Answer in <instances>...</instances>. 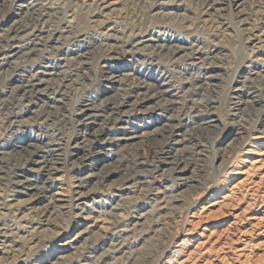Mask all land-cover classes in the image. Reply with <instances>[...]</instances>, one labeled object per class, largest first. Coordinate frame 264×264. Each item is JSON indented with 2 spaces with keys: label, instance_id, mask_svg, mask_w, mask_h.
Instances as JSON below:
<instances>
[{
  "label": "rangeland",
  "instance_id": "rangeland-1",
  "mask_svg": "<svg viewBox=\"0 0 264 264\" xmlns=\"http://www.w3.org/2000/svg\"><path fill=\"white\" fill-rule=\"evenodd\" d=\"M263 32L264 0H0V151L63 139L32 209L0 185V264H264Z\"/></svg>",
  "mask_w": 264,
  "mask_h": 264
},
{
  "label": "bare ground",
  "instance_id": "bare-ground-1",
  "mask_svg": "<svg viewBox=\"0 0 264 264\" xmlns=\"http://www.w3.org/2000/svg\"><path fill=\"white\" fill-rule=\"evenodd\" d=\"M29 22H31V23H28L27 26H24L23 29H21L20 31L21 32H25V31L27 32L28 31L29 35H34L33 32L38 30V24L35 21H29ZM262 34L258 35V34L252 33L251 35H249L248 39H250L251 41H253L254 39H258L260 42H263L264 40H262V39L264 37V32ZM12 47L13 46L11 45V48ZM5 52H6L5 50L0 49V59H2L1 56L4 55ZM4 106L8 107L7 102L6 103L4 102ZM183 114L187 115L186 111L182 108L179 111L178 120ZM5 118H6V121L8 122L9 127H16V126H18V124L22 125V122L17 120L16 112H14L13 110L6 113ZM95 139H97V138H95ZM62 141H63L62 137H57L56 141L48 142L46 144V147L37 146L36 149L33 152H31L29 154V156L24 160L23 164L12 162L11 160H9L7 158V153H5L4 151H0V185L5 187V188H8V189L10 188L11 189L10 191L13 192V194H16V193L28 194L29 190H36V191L38 190L37 194L35 196H32L28 200V203H27L29 208L31 207V209H32L33 205H35V203L37 201H40V199H41L40 193L42 191L39 190V187H37V185L35 183H33V179H31V178L17 179V177H19L20 172H23V171H24V173L27 172V171H25V169H27V166L33 167V168H28V170L30 172L31 171L40 172L43 170H48L52 174H54L55 172H59L60 169L58 168L57 165L59 163H61L60 160H62V159L59 157V155H62V154H57L56 152L60 151V149H62V147H61L63 145ZM168 145H169V143L163 142V146L161 147L160 151H156V153L154 155H156V157H159L160 154H165L167 152L166 148ZM159 161L161 162L160 159H159ZM123 162H124V159H123ZM135 162L140 164V165L141 164L145 165V164L150 163V162H148V159L146 156H145V161L142 158L141 160L139 159V161H135ZM190 162L188 160H186L183 156H181L177 160L173 161L172 162L173 166H171V170H170L171 174L179 180H183V181L188 182V180H187L188 177L187 178H181V177H183L184 174L190 170L189 169L190 168L189 166L191 164ZM34 165L37 166L36 169L34 168ZM126 169L130 170V167L128 165H126ZM8 172L13 174L14 178L12 176H9L10 178H4L1 175V173L4 175L5 174L8 175ZM125 181H126V183L132 182L129 184L130 187H136L137 189H139V188L142 189L143 186L147 182H149L147 173L144 174L142 172L134 173L131 176L125 177ZM79 187H81V186H79ZM158 193H162V191L159 190ZM82 197H85V195L82 194L77 199L81 200ZM14 206H16V205L12 204L11 202H9L8 204L5 205V207L9 211H14V210H12V208ZM25 217L26 216H24V218ZM25 226H26V224L22 225V227H25ZM26 232L29 235L32 234L31 230H29V229H27ZM13 234L14 233L8 229H6V230L0 229V244H2V245H0V253L3 252L4 247L6 249L9 246L8 243L10 242V239L13 236ZM6 250H4V253H6Z\"/></svg>",
  "mask_w": 264,
  "mask_h": 264
}]
</instances>
